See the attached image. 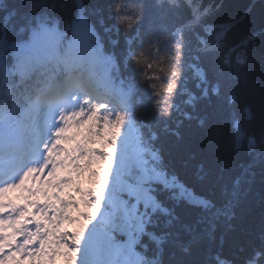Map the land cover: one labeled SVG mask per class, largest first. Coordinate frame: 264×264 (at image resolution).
I'll use <instances>...</instances> for the list:
<instances>
[{
	"label": "trees",
	"instance_id": "16d2710c",
	"mask_svg": "<svg viewBox=\"0 0 264 264\" xmlns=\"http://www.w3.org/2000/svg\"><path fill=\"white\" fill-rule=\"evenodd\" d=\"M206 1L197 20L196 0H0L2 87L11 70L55 65L58 38L86 41L136 101L123 121L81 130L77 264H264V0ZM81 6L102 29L67 35L47 18L46 37L18 46L42 9Z\"/></svg>",
	"mask_w": 264,
	"mask_h": 264
},
{
	"label": "rangeland",
	"instance_id": "374dc122",
	"mask_svg": "<svg viewBox=\"0 0 264 264\" xmlns=\"http://www.w3.org/2000/svg\"><path fill=\"white\" fill-rule=\"evenodd\" d=\"M193 5H194V10H195V15H194L195 17L194 18H196V10L198 9L200 11L206 12L209 9L210 3L207 2L206 0H196L195 3L193 2ZM75 6H78V5L75 4ZM84 9L85 10H83L82 6H81V8H79L80 16L76 17V18H78V20H76V22H78V24H80V28L86 32L88 29V31L91 33H93V32L95 33V28H96V30H99L100 28L102 29L103 23H102L101 18L98 17L97 15L95 17H91L90 14L87 15L88 14V11L86 10L87 8H84ZM13 10L15 12V8ZM77 15H79L78 12H76L75 14H72V15H67L64 18H62V15L61 16L59 15V16L62 18V20H61L62 22H65V20H66L67 21L66 23H70L71 21L73 22V19H71V18L75 17ZM101 31H99V32H101ZM78 34H80V33H78ZM80 35L82 37H79V35H78V37L81 40L86 39L87 41H89L86 36L84 39L83 35L82 34H80ZM95 35L93 34L92 38L99 39L98 34H95ZM219 39L222 40L220 37H219ZM72 43L73 42L70 43V46ZM83 43H86V41ZM69 58L71 59V56H70V54H67V53H64V55L60 59L54 58L55 62H56L54 67L57 68L61 61L65 62L67 64L69 62ZM49 68H51V67H49ZM51 69H53V68H51ZM128 129H129V127L125 125V131ZM124 135H123L124 137L121 139L122 143L124 144L123 146H125V143L128 140L131 142L133 141L131 131L130 132L127 131L126 133H124ZM67 138H68V135H67ZM64 152H65L66 156H67V154H69V155L71 154V158L74 156L72 148L66 149ZM119 159H120V157H119ZM64 163H65V167L63 169L60 168L62 171L61 173H63V174L69 171V164H70V163H68V161H66V159H65ZM116 164H117V161L113 165H116ZM38 175H40L39 170H38ZM59 177H60V179H59ZM59 177H56L54 179L53 185L57 186L56 187L57 190H59L61 192L64 190L66 183L62 182V179L64 178L62 175ZM35 180H37V179H35ZM113 182H115V180ZM73 184L78 186V187L81 186V182L76 180V179L73 180ZM20 189H24L21 186V184H20ZM25 190H27L26 186H25ZM37 191H38V187L34 186L30 190H27L26 193H23L22 199H26V201L29 203L30 207L28 208V206L23 204V203L19 204L20 209H21V211H19V213L23 212V211H25V213H28L27 209H29V211L31 212V205L33 203V197L36 195ZM59 197H60V194L57 195V199ZM54 208H55V214L50 217V222L47 223V225L49 226V228H51V230L55 233V235L64 239V244L59 249L60 250L59 257L56 258L55 264H74V261L77 257V254H78L77 253L78 242H80V239L75 238L73 235L74 232L71 231V229L73 230V225L75 222V213L72 212L70 214H67V216H65V218H62V216H60L61 212H60L59 207H58V202H57V205H54ZM26 223L27 222H24V224H26ZM40 223H41L40 225H46V222L44 220H40ZM43 232H44V229H43ZM84 240H86V239H84ZM29 242H30V249L36 247L37 244L34 241V239H29ZM5 255H9V252H7Z\"/></svg>",
	"mask_w": 264,
	"mask_h": 264
},
{
	"label": "bare ground",
	"instance_id": "6f19581e",
	"mask_svg": "<svg viewBox=\"0 0 264 264\" xmlns=\"http://www.w3.org/2000/svg\"><path fill=\"white\" fill-rule=\"evenodd\" d=\"M171 1V0H170ZM180 2V1H179ZM205 12H203V11H200V10H196V19L198 20V19H201L202 17H203V14H204ZM12 16L11 15H8L7 16V18H11ZM34 17H37V18H40L39 17V15H35ZM41 22H44V21H42L41 20ZM50 23V25H52L53 27H54V25H53V22H49ZM26 29H25V32H24V35L25 36H34L33 34L34 33H36L37 31H33V32H30V27L29 26H27V27H25ZM11 31L13 30L12 28L10 29ZM39 39V38H38ZM75 52H77V51H75ZM34 61V60H33ZM12 168H15L14 166H11Z\"/></svg>",
	"mask_w": 264,
	"mask_h": 264
}]
</instances>
